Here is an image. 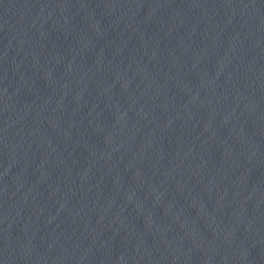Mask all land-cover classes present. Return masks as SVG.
<instances>
[{
    "label": "water",
    "instance_id": "obj_1",
    "mask_svg": "<svg viewBox=\"0 0 264 264\" xmlns=\"http://www.w3.org/2000/svg\"><path fill=\"white\" fill-rule=\"evenodd\" d=\"M0 264H264V0H0Z\"/></svg>",
    "mask_w": 264,
    "mask_h": 264
}]
</instances>
